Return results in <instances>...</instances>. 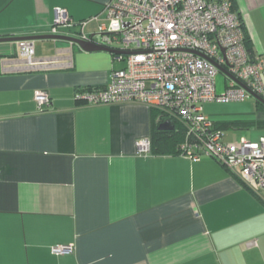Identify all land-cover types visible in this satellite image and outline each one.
Masks as SVG:
<instances>
[{
	"label": "crops",
	"instance_id": "obj_1",
	"mask_svg": "<svg viewBox=\"0 0 264 264\" xmlns=\"http://www.w3.org/2000/svg\"><path fill=\"white\" fill-rule=\"evenodd\" d=\"M107 2L0 0V38L52 35L57 8L93 35ZM232 5L264 58V0ZM19 43L0 42V264H264L262 193L206 155L137 154L135 142L152 130L143 105L76 101L105 88L124 62L38 40L30 66ZM39 91L50 98L41 110ZM252 105L255 118L211 119L214 128L264 132L245 127L264 126V110ZM69 245L71 254L52 253Z\"/></svg>",
	"mask_w": 264,
	"mask_h": 264
},
{
	"label": "built area",
	"instance_id": "obj_2",
	"mask_svg": "<svg viewBox=\"0 0 264 264\" xmlns=\"http://www.w3.org/2000/svg\"><path fill=\"white\" fill-rule=\"evenodd\" d=\"M104 13V21L88 36L83 32L87 22L75 24L64 9L54 10L52 35L72 32L71 37L117 52L114 59L125 63L111 72L105 88L78 93L76 101L86 106L136 103L169 113L184 130L182 156L194 161L211 157L262 193L264 202V136L224 142L222 132L203 114L208 103L243 102L251 93L264 100V58L246 51L232 0H108ZM19 56L33 65L31 42L19 43ZM218 68L251 93L226 76L218 92ZM34 101L40 110L50 105L44 91L37 92ZM135 148L139 155H150V139L137 140ZM72 252L71 245L52 248L55 255Z\"/></svg>",
	"mask_w": 264,
	"mask_h": 264
},
{
	"label": "trees",
	"instance_id": "obj_3",
	"mask_svg": "<svg viewBox=\"0 0 264 264\" xmlns=\"http://www.w3.org/2000/svg\"><path fill=\"white\" fill-rule=\"evenodd\" d=\"M233 6V5H232ZM232 11L233 7H232ZM238 16V15H237ZM239 18V16H238ZM240 19V18H239ZM243 30V27H242ZM244 33V30H243ZM244 44L246 51L249 56H253L254 53L250 46L249 40L247 39L244 33ZM93 89H87L86 91H91ZM257 108L260 110H264V106L259 102H256ZM151 120H152V130L150 136L151 142V155L152 154H172V155H181L179 152V146L184 141V130L183 127L179 124V122L174 119L169 113L159 110V109H150ZM166 120H171L174 125V130L168 132L158 131V127ZM237 122H228V124H224L221 127L224 129H235V125ZM261 122H245V127H258L264 128L261 126Z\"/></svg>",
	"mask_w": 264,
	"mask_h": 264
},
{
	"label": "rangeland",
	"instance_id": "obj_4",
	"mask_svg": "<svg viewBox=\"0 0 264 264\" xmlns=\"http://www.w3.org/2000/svg\"><path fill=\"white\" fill-rule=\"evenodd\" d=\"M224 79V75L219 73L216 77L217 83V91L221 92L222 90V82ZM253 98H250L243 102H231V103H208L204 106V113L208 115V117L212 120L218 119H234L237 117L247 119L255 118L256 113L253 109ZM225 135V139L237 140L238 138L245 137L249 138L252 141H256L260 136H264L263 131H244V130H224L223 136Z\"/></svg>",
	"mask_w": 264,
	"mask_h": 264
},
{
	"label": "water",
	"instance_id": "obj_5",
	"mask_svg": "<svg viewBox=\"0 0 264 264\" xmlns=\"http://www.w3.org/2000/svg\"><path fill=\"white\" fill-rule=\"evenodd\" d=\"M38 40H61V41H67L72 44H76L80 47L81 50L85 52H96V51H103L108 52L111 54L117 53L108 49H105L103 47L96 46L95 44H92L90 42L82 41L74 37L69 36H61V35H46V36H27V37H18V38H0V42H31ZM192 54L201 57L203 59H206L204 56H202L199 53L191 52ZM221 74L226 76L228 79L232 80L236 85L240 86L241 88L245 89L249 94L251 93L248 89H246L242 83H240L238 80H236L234 77H232L230 74H228L225 70L218 68ZM252 98L259 102L264 106V100L259 98L258 96L251 93ZM174 130V125L171 120H166L162 124L159 125L158 131L162 132H168Z\"/></svg>",
	"mask_w": 264,
	"mask_h": 264
}]
</instances>
